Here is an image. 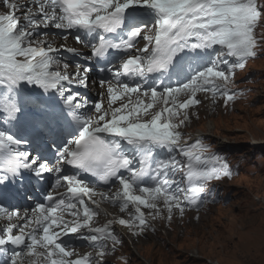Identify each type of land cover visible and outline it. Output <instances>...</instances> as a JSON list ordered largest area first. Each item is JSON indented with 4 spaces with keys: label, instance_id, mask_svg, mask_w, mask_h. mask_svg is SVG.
Listing matches in <instances>:
<instances>
[{
    "label": "snow or ice",
    "instance_id": "1",
    "mask_svg": "<svg viewBox=\"0 0 264 264\" xmlns=\"http://www.w3.org/2000/svg\"><path fill=\"white\" fill-rule=\"evenodd\" d=\"M3 4L9 11L0 14V220L7 223L0 226V253L7 256L6 246H12L5 264H103L121 243L114 224L141 234L148 216H161V203L171 221L174 210L183 216L186 208L207 202L209 182L231 176L229 164L205 155L210 148L199 139L181 143L180 129L187 110L201 103L199 93H210L213 102L223 97L225 106L240 95L229 85L236 70L257 56L264 0ZM49 35L71 36L89 51L41 39ZM93 61L107 75L98 80L105 89L101 99L89 102L73 86L88 87ZM52 96L59 97L56 107ZM25 109L35 117L31 126L57 135L53 162L10 130ZM25 173L37 183L50 174L53 184L42 202L21 208L8 202L5 190L10 178L23 184ZM114 186L118 191L109 195ZM104 201L121 212L131 207L128 219L97 226ZM142 209L152 211L146 216ZM73 239L87 242L100 259L75 253Z\"/></svg>",
    "mask_w": 264,
    "mask_h": 264
},
{
    "label": "rangeland",
    "instance_id": "2",
    "mask_svg": "<svg viewBox=\"0 0 264 264\" xmlns=\"http://www.w3.org/2000/svg\"><path fill=\"white\" fill-rule=\"evenodd\" d=\"M256 34L264 37V26ZM246 75L252 78L247 102L213 114L204 108L195 123L243 162L238 178L222 184L227 200L187 224L184 237L173 233L165 244L149 238L129 248L133 264H264V50L238 81Z\"/></svg>",
    "mask_w": 264,
    "mask_h": 264
},
{
    "label": "bare ground",
    "instance_id": "3",
    "mask_svg": "<svg viewBox=\"0 0 264 264\" xmlns=\"http://www.w3.org/2000/svg\"><path fill=\"white\" fill-rule=\"evenodd\" d=\"M52 29V28H51ZM51 29H48V30H51ZM58 31V30H57ZM43 40L47 41L48 43H52L54 46H60V45H65L66 44L68 46H71L72 45V42H69V40L65 41V40H61V38H58V37H53V36H46L45 38H42ZM81 52H84V50H80ZM70 72L74 71L72 69H69ZM208 128H210V126H208ZM219 139L216 137V140ZM87 251V250H86ZM140 254V253H139ZM218 263V262H217ZM146 264H149V263H146Z\"/></svg>",
    "mask_w": 264,
    "mask_h": 264
}]
</instances>
